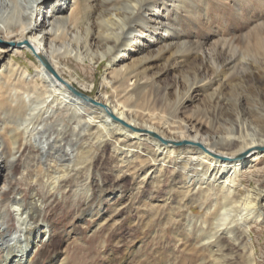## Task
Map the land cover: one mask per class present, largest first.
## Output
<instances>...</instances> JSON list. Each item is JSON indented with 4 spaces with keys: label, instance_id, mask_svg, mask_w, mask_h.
<instances>
[{
    "label": "bare ground",
    "instance_id": "6f19581e",
    "mask_svg": "<svg viewBox=\"0 0 264 264\" xmlns=\"http://www.w3.org/2000/svg\"><path fill=\"white\" fill-rule=\"evenodd\" d=\"M12 1L13 5L9 6L5 0H0V100L3 101L0 116L4 114L5 117H9L7 120L9 125L13 123L15 126L8 140L2 138L0 134V176L6 172L4 186L0 187V196L10 198L20 216L19 228L14 233L0 228V264H29L32 254L43 245L46 250V246L54 241L55 236V225L41 217L44 196L33 193L30 207L26 206L23 200L11 197L12 194L18 193L13 184L11 156L14 157L12 151L19 147L20 134H23L24 140L29 138L30 144H26V149L33 155L34 162L36 159L39 165L45 166L46 162L52 159L55 165L59 163L60 170L52 177L54 190L56 186L57 191L61 188L60 181L70 174L73 166L83 165L89 173L92 170L90 167L92 164H88L92 162L93 157L77 156L76 159H72L68 150H64L65 144L62 146L63 142L68 144L71 142L66 141L63 136H50L51 139L46 141L45 154H42L43 148L32 144L34 116L42 119L46 114L56 112L55 108L62 111L63 107L69 104L74 105L76 111L84 108L89 117L99 122L98 139L110 138L113 144L118 145L120 151L128 146L127 151L122 150V155L129 153L130 156V153H133V156L131 158L123 156L121 161L126 164L128 170L133 169L137 172L149 162H158L160 167L168 163L173 166V172L178 170V177L176 176L173 181L174 189L180 192L178 196L180 198L175 207L171 205V211L173 216L182 211L179 216L182 217L183 230L176 232V235L178 237L183 235L182 238L186 240L191 236L195 240L190 250L195 252L198 249L196 245L201 244L200 250L209 251L213 264H221V260L222 262L226 260L221 241L223 237H228L231 247L240 249L244 264H264L263 260L256 258L258 251L251 240V232L254 231L252 223L264 224V206L261 207L259 203V200L264 198V186L252 187L243 194L238 190L241 172L253 164L256 155L260 154V149L264 153V94L256 99L248 95L242 98L239 95L236 99L230 100L232 104L224 108L225 110L215 108L211 111L212 115L211 112L206 113L205 117L189 123L178 117L176 104L169 102L164 110L158 107L156 102L159 103L162 99L160 96L157 99L153 98V94L161 93L160 85L156 86V82L147 77L146 71L135 72L139 67L137 61L124 63L125 58L118 54L121 48L131 47L133 37L130 35L137 30L136 27L142 28L144 22V17L138 11L144 8L146 10L152 2L85 0L82 5L80 0H25L24 3ZM201 1L175 0L174 7L167 6L165 2L163 6L166 7L165 12L169 16H172V11L175 10L174 15L178 16V20L173 23L181 24L185 20L198 18ZM253 4L259 6L264 16V0H253ZM250 7L251 2L243 6L248 11ZM180 9L185 12L179 13ZM252 9L254 11V8ZM135 10L137 13L133 15ZM80 17L87 19L88 22L86 20V23L78 26L77 21ZM165 26L163 33L162 30L158 32L160 34L158 40L164 42L163 47L170 52L169 57L175 60L191 56L204 59V54H198L195 45L192 44L194 46L191 47L190 42L183 41L182 37L178 38L171 34L167 38L170 25L167 23ZM135 38L138 37L134 36ZM248 38L249 41L244 43L245 45L239 46L242 51L238 54L228 55L221 49L217 58L213 57L210 60L213 73H216L218 78L211 80L209 86L224 78L225 68L232 63L233 66L241 65L240 71H237L242 79L248 76L252 78L256 72L264 73V21L255 27ZM141 42L140 40L138 44L139 49L144 50ZM22 49H26L39 61L40 67L36 74L30 73L28 67H22L9 54L13 50ZM161 51L162 49L159 50ZM109 55H114L112 57L114 63L106 69L104 81L110 87V92L108 90L92 96L93 102L79 97L68 87L75 86L76 82L68 78L58 66L61 57H73L100 66ZM147 58L142 56L140 62ZM44 60L51 66V70L45 66ZM198 72L199 70L193 77L183 76V81L189 86V92L196 84L194 80L199 77ZM143 78L144 84L140 85L139 81ZM131 85L134 87L131 88ZM77 87L87 94L94 89L93 85L87 83H78ZM13 88L16 90V97L12 96V99L6 97V93L11 92ZM209 96L211 99L217 98L218 101L221 99L217 91ZM7 122L0 123V131L3 130L4 134L8 132L4 126ZM204 122L209 124L210 131L203 129ZM7 141L10 145L9 154L2 149ZM134 143L137 145H132ZM144 143L148 145H145L147 150L141 149ZM161 146L162 150L159 151ZM131 147H136L137 156ZM136 158L140 161L137 162ZM147 171L144 170L146 174L140 180L141 186L146 183L145 178L149 173ZM96 187L97 191L91 186L84 189L88 200L85 214L106 217L107 213L97 207L105 184L97 181ZM212 196L214 200L209 201ZM118 197L122 198V193ZM120 200L117 201L119 206L124 204ZM196 203L206 208L205 214L200 218V225L198 218L194 216L196 210L193 205ZM52 257L50 263L64 261L56 253ZM204 261L205 258H202L199 264Z\"/></svg>",
    "mask_w": 264,
    "mask_h": 264
},
{
    "label": "rangeland",
    "instance_id": "374dc122",
    "mask_svg": "<svg viewBox=\"0 0 264 264\" xmlns=\"http://www.w3.org/2000/svg\"><path fill=\"white\" fill-rule=\"evenodd\" d=\"M5 1L9 3V6L13 5L12 0ZM24 1L18 0L20 3H24ZM148 2L152 3L146 7V10L144 8L138 11L144 17L142 28L136 27L137 30L130 35L133 37V41L130 43L131 47L129 49L121 48L118 54L125 58L124 63L137 61L139 67L135 72L146 71L147 77L152 78L156 82V86L160 85L161 93L153 94V98L157 99L160 96L162 99L159 103L156 102L158 107L164 110L169 102L176 104L178 117L190 123L205 117L206 113L215 108L220 110L229 107L232 104L230 100L236 99L239 95L242 98L248 95L252 99H256L264 94V73L256 72L254 77L249 78L248 76V78L242 79L237 71H240L241 65L233 66L234 63L225 68L224 78L217 80L212 86L208 85L211 80L218 78L217 74L213 73L210 60L213 57L217 58L218 51L221 49L228 55L241 52L242 49L239 46L245 45L244 43L249 41V34L254 31L255 27L263 23L262 11L257 4L252 5L253 0H242L241 2L238 0H202L198 18L191 21L185 20L181 24L173 23L178 20V16L174 15L175 10L172 11L173 15L169 16L165 12L166 7L163 6V2H165L172 8L175 6V0H148ZM248 2H251L250 11L243 8L244 4H248ZM80 3L84 5L85 0H80ZM157 10L159 14H157ZM180 12L183 14L185 11L180 9ZM136 13L137 10L133 15ZM86 20L80 17L77 25L81 26L86 23ZM167 23L170 25L167 38L171 34L178 38L182 37L183 41L190 42L191 47L195 45L194 47L197 49L195 51L200 55L204 54V59L191 56L187 59L175 60V58L169 57L170 52L168 49H164V42L158 40L160 35L158 32L162 30L161 33H163ZM239 26L240 28H237ZM134 36L138 38L134 39ZM140 40L144 45V50L139 49ZM195 42L198 43L195 44ZM160 49H162L161 52H159ZM9 54L22 67H28L30 73L36 74V70H39V61L26 49L13 50ZM113 56L109 55L104 58L100 66L94 62H82L73 57H61L58 60V66L68 78L76 82L77 89H79L78 83L93 85V91L86 93L93 98L92 96L108 90L110 92V87L104 81V75L106 69L114 63ZM142 56L148 57L145 59L146 61L140 62ZM122 64L123 62L120 65ZM175 66L177 68H173ZM197 70H199L197 73L199 77L195 79L196 81L194 80L196 84L189 92V86L183 81V76L193 77ZM205 76L210 77L205 78ZM202 78L205 79L202 80ZM144 81V78L141 79L140 85H143ZM133 85L135 86V84ZM133 85L130 87H134ZM12 91L6 93V97L12 99L13 96L15 98V88ZM214 91H217L221 96L219 101L217 98L211 99L209 96ZM163 96L165 97L162 98ZM253 103L252 106L255 104ZM247 105L245 106L250 108ZM73 106L69 104L63 107L62 111L55 108L56 112L53 111L50 115L46 114L42 119H37V115H35L32 144L40 149L43 148L42 152L44 153L42 154H45L47 153L45 146L47 139L50 140V136H63L66 141L71 142L70 144L63 142L62 146L65 144L64 150H68L72 159H76L77 156L93 157L92 162L88 164H92L90 173L83 165L73 166L70 174L60 181L61 188L57 191V186L55 190L53 189L54 180L52 177L56 171L60 170L58 162L55 165V161L49 159L45 166L39 165L36 159L34 162L33 155H30L26 149V144H30L29 138L24 140L23 134H20L18 138V149L12 151L15 154L13 158L11 156L13 184H15L18 193L12 194L11 197L15 196L23 200L26 206L30 207L29 203L33 193L44 196L45 202L41 205V217L51 221L56 228L54 241L46 246V250L43 248L45 245L40 246V250H36L30 257L29 264H53L50 261L55 253L64 261L54 264H199L202 258H205L202 264H213L214 261L209 251L200 250L201 244L196 245L198 249L195 252L190 250L195 243L191 236H189V240H186L182 238L183 235L181 237L176 235V232L183 230L182 217L179 216L182 211L179 214L177 212L176 216H173L171 211L172 206L175 207L180 198L178 197L180 192L178 189H174L173 181L178 177V170L173 172V166L168 163L160 167L158 162H149V164H145L146 168L143 167L137 172H134L133 169L128 170L126 164L121 163L123 156L129 158L133 156V153H130V156L129 153L122 155V150L127 151L128 146L120 151L117 148L118 145L113 144L110 138L98 139L97 126L99 122L89 117L84 108L81 111H76ZM2 108L3 101L0 100V109ZM174 118L170 117V119ZM8 119L9 117L2 114L0 123L7 122ZM203 125L204 130H211L207 122H204ZM4 126L8 132L4 134L2 130L0 134L2 138L8 140V136L15 126L13 123L9 125L8 122ZM132 145L136 146L137 144ZM145 145L147 144H142L141 149L147 150ZM162 146L159 151L162 150ZM131 148L137 156L136 147ZM2 149L7 154L10 153L8 141ZM259 151L260 154L256 155V160L252 165L250 164L251 166L249 165L250 167L244 168L238 179V190L241 194L252 187L264 186V153L261 149ZM136 161L139 162V158H136ZM144 170H148L149 173L145 178L146 183L142 187L139 184L142 176L146 174ZM59 173L62 174V172ZM5 174L6 172L0 176V187L4 186ZM97 181L105 184L97 207L104 210L108 218L99 214L94 216L85 214L88 200L84 189L91 186L97 191ZM121 193L122 198L118 197ZM118 200L123 201L124 204L117 205ZM212 200H214V196L210 197L209 201ZM259 203L263 207L264 198H261ZM193 208L196 210L194 216L198 218V225H200V218L205 214L206 208L199 203L194 204ZM19 213L16 205H12L10 198H1L0 196L1 229L14 233L19 228ZM251 227L254 230L251 232V240L255 243L258 251L256 258L264 261V224L254 222ZM221 243L224 245V256L226 257L223 262L221 260V264L245 263L240 249L231 247L228 237H223Z\"/></svg>",
    "mask_w": 264,
    "mask_h": 264
},
{
    "label": "water",
    "instance_id": "95a60500",
    "mask_svg": "<svg viewBox=\"0 0 264 264\" xmlns=\"http://www.w3.org/2000/svg\"><path fill=\"white\" fill-rule=\"evenodd\" d=\"M44 64H46L45 66L51 70V66L47 63L46 60H44ZM68 87H70L71 90H73V92H75L79 97L84 98L87 101L93 102V98H91L90 96H88L86 93H83L82 91H80L79 89H77L75 86L73 85H68Z\"/></svg>",
    "mask_w": 264,
    "mask_h": 264
}]
</instances>
